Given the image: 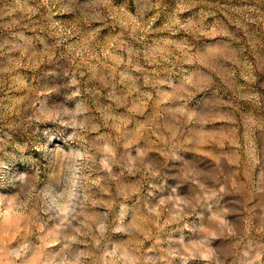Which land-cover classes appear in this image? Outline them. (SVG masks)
<instances>
[{"label": "rangeland", "instance_id": "1", "mask_svg": "<svg viewBox=\"0 0 264 264\" xmlns=\"http://www.w3.org/2000/svg\"><path fill=\"white\" fill-rule=\"evenodd\" d=\"M0 264H264V0H0Z\"/></svg>", "mask_w": 264, "mask_h": 264}, {"label": "clouds", "instance_id": "2", "mask_svg": "<svg viewBox=\"0 0 264 264\" xmlns=\"http://www.w3.org/2000/svg\"><path fill=\"white\" fill-rule=\"evenodd\" d=\"M204 259H208V257H204Z\"/></svg>", "mask_w": 264, "mask_h": 264}]
</instances>
